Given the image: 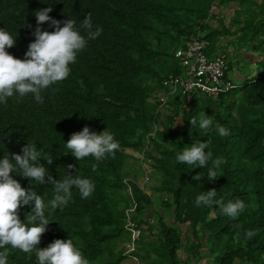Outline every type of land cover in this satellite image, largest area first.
<instances>
[{
	"label": "trees",
	"instance_id": "16d2710c",
	"mask_svg": "<svg viewBox=\"0 0 264 264\" xmlns=\"http://www.w3.org/2000/svg\"><path fill=\"white\" fill-rule=\"evenodd\" d=\"M232 2L240 7L236 24L243 25L238 30L241 45L262 39L264 43V0H0V28L17 34L15 45L7 49L17 58H24L35 39L38 10L51 7L49 15L61 26L69 18L79 25L90 16L103 29L78 55L69 77L41 93L43 103L32 95H16L0 105V157L22 155L27 142L35 141L45 156H51V164L44 158L40 163L55 179H64L67 172L89 177L96 185L87 199L73 189L72 201L50 217L56 221L47 225L39 248L55 239L72 238L89 264H122L129 237L126 209L132 201L126 180L131 179L139 203L136 219L147 223L151 233L155 228L159 231L157 241L142 242L139 247L137 254L144 264H181L179 251L184 246L190 260L264 264V68L251 81L236 83L230 78L228 60L225 79L234 87L218 96L181 89L171 92L164 84L171 75L187 74L175 51L185 48L193 35L200 32L208 40L207 53L213 57L220 50V39L234 34L231 29H214L210 22L217 3ZM39 27L54 30L49 22ZM160 93L169 94L164 114L159 110ZM204 111L213 120L206 136L192 128L189 120H199ZM155 124L159 129L148 156L161 182L152 190L160 195V209L173 212V225L159 215L154 198L137 183L142 165L134 153L146 149ZM84 126L114 134L120 143L114 158L97 164L91 157L78 161L64 153L65 142ZM221 126L229 129L228 137L218 135ZM199 140L208 141L214 158L226 160L222 175L212 181L206 177L194 181L196 173L206 175L207 169L188 171L175 159ZM10 175L25 189L32 187L45 202L52 198V185H32L28 178ZM209 189H215L225 202L244 201L246 210L234 221L221 215L219 208L196 207L195 197ZM30 212V206L19 209L21 221ZM153 215H159L156 224L151 223ZM184 226L191 229L190 234L184 233ZM248 229H259L252 240L244 238ZM7 251L8 264H36L35 253L10 246Z\"/></svg>",
	"mask_w": 264,
	"mask_h": 264
},
{
	"label": "clouds",
	"instance_id": "9594fccd",
	"mask_svg": "<svg viewBox=\"0 0 264 264\" xmlns=\"http://www.w3.org/2000/svg\"><path fill=\"white\" fill-rule=\"evenodd\" d=\"M46 2V0H42ZM51 7L35 12L38 27L34 32L35 39L28 45L24 58H17L7 49L16 42L9 30L0 28V105L7 104L9 98L16 95H32L37 103H43L41 93L44 90L66 80L71 73V66L77 62L78 55L88 47L90 41L96 40L103 29L94 25L90 16H86L79 25L76 20L67 19L63 26L52 18ZM49 22L53 31L42 30L39 25ZM192 128H198L206 136L213 127V120L204 111L199 120L189 119ZM176 123V122H175ZM220 137H228L229 129L221 126L217 129ZM65 142V141H64ZM65 154L71 153L78 161L91 157L97 164L108 158H114L120 149V143L114 134L104 130L97 132L89 126L74 132L65 142ZM2 149V148H0ZM44 158L52 163L50 155L45 156L35 141L27 144L21 154H5L0 157V264H8L7 248L17 249L23 253H35L36 264H89L77 243L69 238L55 239L47 247H38L42 234L52 214L63 210L73 199V189L78 191L81 199L90 198L95 192L94 181L78 174L66 172L64 179H55L49 169L40 163ZM176 162L188 166V171L199 167L207 169L206 175L196 173L192 179L197 182L206 177L212 181L222 174L220 169L226 163L223 157L214 158L207 140L197 141L176 154ZM97 165L94 164L93 168ZM28 178L33 185L50 184L53 187L52 198L45 202L32 187L25 189L14 178ZM76 173V172H75ZM198 208H219L220 214L238 220L246 210V204L240 199L228 200L218 198L215 189L201 192L195 197ZM30 206V215L24 221L19 217V209ZM259 229L244 231V238L252 240Z\"/></svg>",
	"mask_w": 264,
	"mask_h": 264
},
{
	"label": "built area",
	"instance_id": "2783aa9c",
	"mask_svg": "<svg viewBox=\"0 0 264 264\" xmlns=\"http://www.w3.org/2000/svg\"><path fill=\"white\" fill-rule=\"evenodd\" d=\"M209 42L199 32L193 35L186 44L185 48H179L175 51V56L188 69L185 76H169L165 81V86L171 89V92L182 90L183 93H204L209 96H218L232 89L234 84L226 81L225 76L229 68L226 53L217 52L210 57L207 53ZM160 103V112L164 114L168 102L169 94H158ZM159 129V124L154 125V130L147 136L146 149L140 153L142 169L144 171L143 179L138 181L141 189L149 192L151 184V174L147 168L150 167L152 159L148 156V151L152 149V139ZM128 185L127 192L132 201L126 209V229L128 231V240L124 243V256L133 261L134 264H143L138 256L140 242L148 230L137 219L139 203L133 191L132 180H126ZM151 194V193H150Z\"/></svg>",
	"mask_w": 264,
	"mask_h": 264
},
{
	"label": "crops",
	"instance_id": "0c3cea01",
	"mask_svg": "<svg viewBox=\"0 0 264 264\" xmlns=\"http://www.w3.org/2000/svg\"><path fill=\"white\" fill-rule=\"evenodd\" d=\"M239 10H240V7L237 3L232 2L227 5L217 3L213 8V17L211 18L210 22L214 26V29L220 30L222 28H225V29L232 30V32L234 33L233 35L224 36L220 39L221 47H220L219 52H225L227 54L230 52L233 55V57H235L236 60L238 61H240L239 56L242 57L245 63L253 67L252 70L254 71V73L252 76H254L257 72L260 73L261 66L264 63V46L262 44L263 39H262V42H255L252 45H249V44L241 45V42L238 40L241 33L238 32V30H239V27L243 25L240 26L236 24ZM243 18H244V15H243ZM245 77L246 75L243 73H236V76H235V78L238 80L245 78ZM134 154L138 156L137 153H134ZM140 176H142V174L139 175L138 173V177ZM138 177H137L138 181L143 179V178L138 179ZM157 182H159V180ZM157 185L155 184L154 186H157ZM154 186L149 187V192L151 193V196L154 198L155 204L160 209L161 208L160 207V195L155 190H152ZM159 215L165 219L166 223L170 225L175 224V217L173 216V212L171 211L167 212V211L160 209ZM159 215H153L151 217V223L156 224L159 219ZM143 225L147 227V223H143ZM183 231L187 235V234H190L191 229L188 226H184ZM158 236H159L158 229L155 228L153 233H151L148 229L146 233L144 234L142 241L140 242V245L142 242L157 241ZM186 244H187V241H186ZM202 250L203 252H205L207 248H203ZM179 257L181 258V261H182L181 264H212L213 263V262H206L208 258L197 260L191 257V260H190L189 254L187 252V246H184V248H182L179 251ZM122 264H134V263L131 259L125 258Z\"/></svg>",
	"mask_w": 264,
	"mask_h": 264
},
{
	"label": "rangeland",
	"instance_id": "374dc122",
	"mask_svg": "<svg viewBox=\"0 0 264 264\" xmlns=\"http://www.w3.org/2000/svg\"><path fill=\"white\" fill-rule=\"evenodd\" d=\"M262 44H264L262 42ZM240 61L236 60L235 57H233V55L229 52L228 53V60H229V63H230V66H231V69H230V72H229V75H230V78H232L233 80L236 81V83H245V82H249L253 79V77L257 76L258 74H260L259 72H257L254 76L253 73L254 71L252 70V66H250L249 64L245 63L243 58L240 57ZM264 67L261 66V69L263 70ZM236 73H243L246 75L245 78H242L240 80L236 79L235 76H236ZM178 121L180 122V125L182 124L181 122V117H179ZM132 152V151H131ZM140 154L138 153V156ZM148 172L151 174V184H150V187H153L155 184L159 185L160 184V178H158V176L153 172V170L148 167L147 168ZM142 174V176H144V171L143 169L139 170V175ZM142 176L138 177V179L140 178H143ZM159 180V182L157 181ZM157 182V183H156ZM213 260L211 258H208L206 262H212Z\"/></svg>",
	"mask_w": 264,
	"mask_h": 264
}]
</instances>
